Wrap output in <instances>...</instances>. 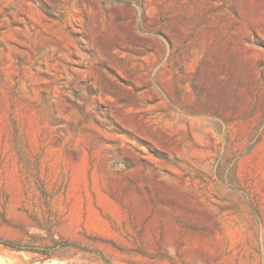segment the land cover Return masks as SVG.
Wrapping results in <instances>:
<instances>
[{
    "label": "rangeland",
    "instance_id": "1",
    "mask_svg": "<svg viewBox=\"0 0 264 264\" xmlns=\"http://www.w3.org/2000/svg\"><path fill=\"white\" fill-rule=\"evenodd\" d=\"M0 264H264V0H0Z\"/></svg>",
    "mask_w": 264,
    "mask_h": 264
},
{
    "label": "trees",
    "instance_id": "2",
    "mask_svg": "<svg viewBox=\"0 0 264 264\" xmlns=\"http://www.w3.org/2000/svg\"><path fill=\"white\" fill-rule=\"evenodd\" d=\"M2 243H4L5 245H8L10 247H20V245L18 243L12 242V241H8V240H4L2 241Z\"/></svg>",
    "mask_w": 264,
    "mask_h": 264
}]
</instances>
